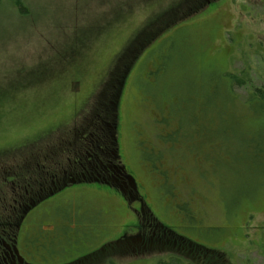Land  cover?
Wrapping results in <instances>:
<instances>
[{
  "label": "rangeland",
  "instance_id": "374dc122",
  "mask_svg": "<svg viewBox=\"0 0 264 264\" xmlns=\"http://www.w3.org/2000/svg\"><path fill=\"white\" fill-rule=\"evenodd\" d=\"M22 1L25 14L0 1V171L66 160L74 131L54 128L65 122L79 132L75 110L87 101L86 115L94 113L109 78L120 79L118 121L106 129L119 135L124 161L170 228L158 224L165 239L145 250L99 248L132 217L120 199L71 181L24 217L17 245L27 262L264 264V155L257 166L233 140L259 134L264 151V117L241 105L230 117L222 89L226 73L248 61L252 84L264 86V0ZM203 77L220 79L207 101L222 109L212 122L228 126L231 140L210 133V123L203 140L191 125L178 131L186 87L202 86ZM184 245L191 251L178 249Z\"/></svg>",
  "mask_w": 264,
  "mask_h": 264
},
{
  "label": "trees",
  "instance_id": "16d2710c",
  "mask_svg": "<svg viewBox=\"0 0 264 264\" xmlns=\"http://www.w3.org/2000/svg\"><path fill=\"white\" fill-rule=\"evenodd\" d=\"M11 1L13 3L12 6L14 8L17 7L19 13H26L22 0ZM188 27V24L180 26L178 33L184 29L188 30ZM245 60L248 61L247 58ZM251 67L252 66L248 61L244 65V68L226 73L227 78L229 77L226 81L228 84L223 86L222 89L225 87V96L228 102L227 111L230 117H233L235 112L241 110L239 105H241V107H246L252 111V113L256 111L261 117H264V86L252 84V79L250 77ZM217 68L219 69L221 67L219 66ZM109 80L111 81H109V84L107 85L108 88L102 92V95L105 97L101 98L99 101V108H97L94 113L86 115V101L82 106L77 108L72 115L71 118L73 121L82 117L79 120V132L76 131V129L67 127L65 122H61V125L54 128L61 130L59 132L67 134L68 132L70 133L74 131L71 139V143H74L70 150H66V160H58L51 163L44 162L42 164L38 162L32 169L26 164H12L4 167V170L0 171V174L3 176L0 181V189H4L7 192L4 198H2V196L0 198V264H21L17 259L12 258V254H14L15 249L13 246L19 244L18 237L22 222L29 211H31L41 200L46 199L50 194L49 192H52L53 190L56 191L64 184L71 181L78 183L77 179L79 177L76 174H81L84 166H86L89 171L86 179L88 181L90 179L89 182L94 185L95 183L103 186L107 183H110L109 185H111L113 175H117L113 168L114 164L120 165V158H118L115 153L116 148H120V142L119 140L115 142L114 139H112V132L107 130L106 127L112 128V125L118 121L115 104L117 103L121 86L118 84L120 79H117L116 84L114 83L113 78H109ZM215 83H217L218 87ZM219 84V78L207 79L206 77H203L202 86L193 84V86L186 87V97L183 102V108H187V111L186 109H180L181 116L178 117V123H176L178 131L179 127H183L184 124L187 126L191 125L193 129L195 128L197 135H200V139L203 140L207 137L202 134H204L205 130L207 132V127H210L208 126V123H210V133H213L214 135L218 133L221 136L228 137V140H231L233 132L228 126L224 127L220 124V127L218 128L214 122H212L215 114L216 117L218 116L219 119L221 118L220 114L222 116V109L220 110V108L215 105L211 106L210 99L207 101V88L211 90L210 92H214L217 97V90H220L219 87H221ZM235 86L245 90L246 94L238 96L234 92L236 90L233 89ZM107 96L108 99L106 100ZM91 98L92 96H90L88 100H91ZM177 98L178 106H180L182 99H180V96ZM189 110L192 112H189ZM197 116L203 117L205 122L199 124ZM206 116L207 119H205ZM86 128L88 130L80 134V130ZM175 131L177 132V130ZM44 135L48 136L46 132H44ZM180 136L184 137L185 133L182 132ZM210 139L215 140L219 146H222V140L213 137ZM234 139L236 145L238 146L239 143L242 150H244L245 157L254 161V164L257 166L263 162V140L259 134L254 135L250 139L244 134H241L237 137L234 136L233 140ZM158 155L159 154L151 157L157 159ZM97 158L102 159L104 165H99L96 161ZM90 161L91 166L89 165ZM103 166H109L110 169H105ZM7 246L10 248H7ZM25 264L30 263L25 262ZM158 264L193 263L189 261L183 263L178 258L171 259L167 262L161 261Z\"/></svg>",
  "mask_w": 264,
  "mask_h": 264
},
{
  "label": "flooded vegetation",
  "instance_id": "af4514ba",
  "mask_svg": "<svg viewBox=\"0 0 264 264\" xmlns=\"http://www.w3.org/2000/svg\"><path fill=\"white\" fill-rule=\"evenodd\" d=\"M114 140L115 142H117L119 140V135L117 136V139L114 138ZM115 153L116 156L120 158V165L114 164L115 169H113L115 171V174L117 175H113V181L111 182V185H109L110 183H107L104 186L97 183H95V185L90 183V179L89 181L86 179L87 174H89L88 168L84 166L83 172L81 174H76L79 177L77 179L78 183L75 182L70 187L87 186L97 194H108L113 198L115 197V200L116 198H118L120 199V203L123 206L125 213L129 214L132 217V219H130L129 221L122 223L119 226V229L117 228V230L114 232L111 239L105 242L103 245L99 246V248H104L106 245H111L112 243H118L119 246L121 245L123 246V248L132 249L135 245L137 246V250H145V248L151 247L154 243L161 242L162 239H165L163 235L161 233H157V230L155 229L158 227V224H160V227L163 228V230H168L169 227L162 222H159L157 217L153 213L152 207L147 200V195L145 192H143V185L140 181H138L135 170L131 168L127 164V162L124 161L121 154V148H116ZM96 161L99 163V165H104L102 159L97 158ZM90 163L91 161L89 162V165L91 166ZM103 167L105 169H110L109 166ZM176 236L182 237L179 234H177ZM184 238L185 240L188 239L187 237ZM168 240L165 242V245L168 244ZM171 241L174 242L173 239H171ZM191 242L195 243L198 248H207L198 244L199 242L197 243V241ZM172 244L175 245L174 243ZM19 247L20 246L18 245L13 246V248L15 249L14 254H12V258L17 259L19 263L23 264V262L27 261L24 260L25 258L22 256L18 249ZM7 248L10 247L7 246ZM186 248L187 250L191 251V249H188V247H186L185 245L178 249L185 250Z\"/></svg>",
  "mask_w": 264,
  "mask_h": 264
}]
</instances>
